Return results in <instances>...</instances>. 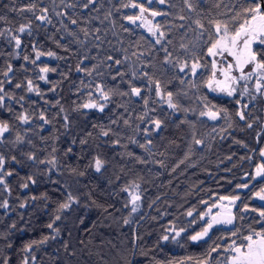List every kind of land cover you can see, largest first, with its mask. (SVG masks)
<instances>
[{"label": "trees", "instance_id": "16d2710c", "mask_svg": "<svg viewBox=\"0 0 264 264\" xmlns=\"http://www.w3.org/2000/svg\"><path fill=\"white\" fill-rule=\"evenodd\" d=\"M30 2L49 8L48 0H0V15L8 18L7 22L0 21V30H15L21 23H28L29 18L32 22V35L21 36L19 58L11 55L14 48L8 34L0 37V80L6 81L2 73L9 63L13 65L9 73L11 83L4 84L6 93L13 99H6L5 107L0 108V122L9 123L11 129L0 137L4 141L0 143V155L7 161L5 171L12 172L11 176L3 177L9 190L5 191L4 185H0V203L4 200L9 203L8 209L0 207V264L5 258L9 264H22L26 256L24 247L45 237H49L46 243H37L32 248L29 264H126L132 256L133 227L158 197L159 201L137 225L132 264H197L204 259H209L210 264L218 261L224 264L229 254L223 248L234 241L244 243V235L261 228L257 213L242 211L244 205L264 208L253 196L264 187V178L250 179L256 166L264 164L259 155L264 145V128L261 131L264 101L249 105L247 111L251 115H246V120L253 123L249 129L236 116L239 106L235 101L239 97L217 96L209 93L205 86L211 75L210 59L205 55L209 33L215 35V21L228 22L230 30L242 23V19L232 20L236 12L241 11L242 0H189L191 11L184 0H166L161 7H148L145 2H139L167 13L156 21L166 33L160 45L144 31L145 27L124 18L135 14V9L122 7L128 0H98L99 11L82 10L79 6L58 8L66 12L69 19L64 21L65 25L84 41L83 44L62 31V17L56 20L50 15L52 24L40 25L31 13L11 11L12 7L20 8ZM67 2L76 3V0ZM55 3L59 5L60 0ZM109 12L114 32L102 24ZM179 16L186 19L180 20ZM71 19H76L77 24L72 25ZM197 20L204 25L203 30L196 26ZM181 24L184 27H178ZM83 28L89 30L88 37L83 35ZM94 36H99L100 40ZM181 43L188 45L192 55L180 49ZM33 44L44 53H56V57L43 56L36 64L26 63L24 55L35 59ZM164 48L172 53L173 59H187L190 64L192 56L197 55L201 63L207 62V65L200 68L195 77L187 70L180 73L163 63ZM256 49L264 52V47ZM108 55L119 59L121 64L107 60ZM81 60V68L90 70L91 75L76 71ZM45 65L56 71H50L48 83L43 84L39 68ZM94 65L98 67L93 69ZM133 69L137 70L134 80ZM118 72L125 75H116ZM143 73L159 79L165 93H173V100L179 105L177 110L168 109L157 100L154 85ZM28 79L33 81L40 95L27 91ZM129 80L141 88L142 98L120 95L129 91ZM17 83L22 87L16 88ZM97 84L105 91L111 90L110 99L104 101L103 112L82 107L87 102L100 100L96 94ZM144 98L149 101L147 108ZM206 103L227 110L228 119L223 118V112L215 122L201 116L202 111L208 110ZM146 111L147 116L142 121L140 117ZM22 112L30 117L29 124H21L16 119ZM42 112L48 124L39 119ZM154 118L162 121L156 131H152ZM125 120L129 121L127 125ZM146 128L149 135H145ZM102 131H108L109 135H101ZM17 134L24 137V143H14ZM194 137L203 143L196 145ZM82 140L86 143L82 144ZM140 144L145 147L141 148ZM28 153L35 155L34 161L28 159ZM95 158L103 161L100 172L95 171ZM53 159L54 165L47 163ZM30 176L35 183L28 180ZM25 183L27 188L22 187ZM244 183H248L249 188L237 187ZM134 185H139L141 197V210L136 215L131 212L128 194L123 190ZM69 195L77 203L67 211H58ZM232 196L240 197L233 209L232 225L214 227L205 240L192 242L188 237L201 231L205 223L200 215L220 197ZM189 210L193 212L191 217L187 215ZM57 215L61 216L60 220H55ZM124 219L130 223L125 225ZM53 221L58 233L47 227ZM173 229L185 231L176 240L163 241L162 236L174 235ZM234 231H238L236 236L232 235ZM53 236L56 238L52 239ZM65 244L74 255H68ZM216 245L220 247L209 258L208 252Z\"/></svg>", "mask_w": 264, "mask_h": 264}, {"label": "snow or ice", "instance_id": "6c2138e0", "mask_svg": "<svg viewBox=\"0 0 264 264\" xmlns=\"http://www.w3.org/2000/svg\"><path fill=\"white\" fill-rule=\"evenodd\" d=\"M155 2L163 5L166 3V0H155ZM186 6L188 7L189 11L192 10V6L189 3V0H184ZM98 3V0H83L81 3L80 0H76V3H68L66 0H60V4L57 5L55 3V0H53V7L51 9L52 13H54L57 17H62L60 24L61 27L68 33L69 36H73L76 39L77 43L83 44L84 41L79 40L78 37H76L75 32L69 30L67 26L65 25L64 21L69 19L65 11H57L58 8L61 6L63 9H69V8H76L79 6L82 10H89L90 8L99 11L98 8H96V5ZM153 0H148V4H152ZM122 7L124 8H133V9H139V14L129 15L124 17L129 23L136 24V22L142 21L141 27H146L149 35H151L155 43L157 45H160L161 42L165 39L166 33L161 30V25L151 24L150 21H147L144 19V13H148L151 17L155 18L160 15H167L165 12L157 11L150 9L148 7H145L142 3L136 2V0H128V3L123 4ZM219 7V5H217ZM11 11L19 13H31L32 17L36 21L40 22V25L44 24H52V19L50 18V10L48 7L37 6L36 3L30 2L28 5L15 8L12 7ZM39 13V14H37ZM111 16V13L105 14V19H109ZM7 17L0 15V21L7 22ZM178 19L185 20L186 18L184 16H179ZM242 19V23H238L234 30H230L228 22H221V21H215L213 26L215 28V35L213 36L211 33H209L207 43V50L205 55L208 57H211V75L206 81L205 86L210 91L220 92L224 93L229 97H234L237 95V87L236 85H239L241 81L244 83L241 85L242 91L239 92V96L242 99L245 95H247L250 98V101H257V98L264 100V52L255 49L254 45H264V0H242L241 4V11L236 12V14L232 17L233 21H239ZM196 26L203 30L204 25L200 23L199 20L195 21ZM71 24L76 25L77 20L71 19ZM39 27V25L37 26ZM178 27H184L183 24L179 25ZM57 31H60L58 28ZM83 32V35L85 37L89 36V30L87 28L81 29ZM96 32H99L100 29H96ZM8 34V39L10 43L13 44V53L11 54L13 58H19L18 50L22 46V39L21 36L25 33H27L29 36L32 35V22L29 18L28 23H21L18 28L15 30L11 28H7L4 30H0V37L5 36V34ZM96 40H100L99 36H94ZM63 39V37H61ZM171 43V41H169ZM57 44L59 42L57 41ZM195 46H193L194 48ZM180 49L184 52H188L190 55H192V50L189 49L188 45L181 43ZM68 49L65 48V51ZM32 51L35 53V59H31L28 55L23 56V60L27 62H31L32 64H36L38 60L41 59L42 56H47L50 58H55L56 53L52 51H48L47 53H44L40 50H38L37 46L33 44ZM165 51V58L163 63L170 65L173 69H178L180 73L186 72V70L190 73L191 76L195 77L197 75V72L200 68L206 67L207 62L201 63V59L198 58L197 55L192 56L191 63L189 64V61L187 59L180 60L179 57L176 59L172 58V53L168 51L167 48H164ZM142 55V54H141ZM231 57L232 60L228 62H224L222 59L221 61H217L216 57ZM109 61H114L116 65H120L121 61L119 59H114L111 55H108L106 57ZM83 61L81 60L79 64H77L76 71H85L88 75H91L92 72L88 69H82L81 64ZM23 67V65L21 66ZM98 65H94L93 69L97 68ZM248 69V71H245V69ZM13 71V65L9 63L7 65V70L2 73V75L6 78L5 80H0V108L5 107V100H11L13 97L11 95H8L5 91L4 84L5 82L11 83V79L9 78V73ZM54 72L56 69L49 68L48 66H43L39 68V79L41 81H44L45 83H48L46 74L49 72ZM238 72L239 76L235 75L234 73ZM219 74V75H218ZM116 75L124 76L125 73L118 72ZM116 75H113V79H116ZM144 76H146L149 80V83L151 85H154L155 88V94L156 96L161 100H166L167 106L169 109L177 110L179 108V105L174 102L173 100V93L172 92H164L162 89V84L159 79H154L152 76L148 75V73H143ZM131 77L132 80L137 78V70L133 69L131 71ZM219 77H223V79H220ZM253 81L254 83L249 85V82ZM129 85V91L128 92H121L120 95L122 96H132V97H141V88L134 85L131 80L128 82ZM181 83H186V81L181 80ZM16 88H21L22 85L17 83L15 85ZM195 87V85H193ZM27 91L33 92L35 91L37 95H40V92L38 89L34 88L33 81L31 79L27 80ZM96 94L99 96L100 99L107 101L110 99L111 90L105 91L104 87L101 84L96 85ZM89 95H92L91 93ZM21 100L24 99V97L20 98ZM241 99H237L235 102L239 106L236 116L239 117L240 121H244L247 128L251 129L253 127L252 122H248L246 120V115H251V112H248L249 105L248 104H242ZM47 102V101H46ZM58 103V101H57ZM148 99L144 98V105L147 108L148 106ZM55 106V105H54ZM85 109H92L95 108L100 112L104 111V108L106 107L105 104H99L95 101H91L89 103H85L82 105ZM206 107L208 110L202 111L200 113L201 116H207L210 120H217L220 117V113L223 112L224 116L223 118L228 119L227 110L216 108L215 105H208L206 103ZM63 111V109H61ZM185 111H187L185 109ZM147 116V111L144 113V116H141L140 119L143 121L144 117ZM16 119L21 124H29L30 117L22 112L20 113ZM39 119L44 122V124H48L49 120L45 117L44 113L42 112L39 116ZM65 127H67L68 119L67 116L64 117ZM116 121H113L115 123ZM124 123L127 125L129 123L128 120H125ZM183 123V121H182ZM152 124L154 125V128L152 131L159 130L162 126V121L159 119H153ZM229 127H231V124H229ZM262 128H264V125H261ZM10 125L7 122H0V137H4L6 133L10 132ZM145 135H149V129H144ZM101 135L108 136V131H102ZM259 135V133H258ZM194 143L196 145H200L203 143L202 140L196 139L195 137ZM3 140H0V143H3ZM24 137L17 134L15 137L14 143L16 144H22L24 143ZM30 143V141H29ZM81 143H86V141H81ZM114 143L118 144L119 141H114ZM132 143H137V141L132 140ZM149 144L151 141L148 142ZM236 143H240L242 147H246L241 141H236ZM141 148H144V144L139 145ZM55 150V149H54ZM71 151V149H69ZM131 155V154H130ZM260 156L264 157V149L260 150ZM16 157L13 156L12 160L15 161ZM28 159L29 160H35V155L32 153H28ZM187 159V156L185 157ZM228 159H231V157H228ZM241 159H244L243 157ZM248 159H251L249 157ZM6 159L3 155H0V185H4V190L8 191V185L6 184L5 179L3 178L5 175L11 176V171H5V164ZM143 163L144 161H140ZM40 163H46V161H40ZM47 163L55 164V160L47 161ZM180 163H184V161H180ZM179 165H177L178 167ZM103 167V161L99 158L94 159V168L96 172H100ZM175 171V169H173ZM80 175H83V173H80ZM248 175V174H246ZM264 178V164L257 165L255 174L250 176L251 180H256L257 178ZM28 180L32 183H35L33 178L30 176L28 177ZM23 188H27L28 184L25 183L22 185ZM130 187L139 188V185H134ZM238 188L246 189L249 188L248 183L239 184L237 185ZM124 191L128 192L129 188L126 187L123 189ZM254 198L264 201V187H261L259 191L253 193ZM141 197L139 194H131V212H136L138 210ZM239 196H232V197H220V200H227L228 204L230 206H234L236 204V201L239 200ZM77 203V200L72 197L71 195L68 196V201L65 203H62L59 207L60 212L67 211L71 208L72 204ZM25 205L22 203L20 205L21 208H23ZM214 207H221V205H213ZM0 207L4 209H8L9 203L7 200H4L2 203H0ZM242 211L244 212H256L259 216L260 220L258 221L261 224L260 230H250L249 234L244 235L242 237L244 243L237 244L235 241L230 244L228 247L223 248V251L225 253H228L225 257L224 264H264V208L256 209V208H250L247 204L244 205ZM211 212V208H209V213ZM188 216H192L193 212L189 210L187 212ZM243 218V217H241ZM61 216L57 215L55 217V220H60ZM235 217L232 215L231 207L227 208V211L220 212L215 215H211L209 217L208 213H203L200 215V220L204 221V226L202 227V230L199 232H196L193 235H190L188 238L192 242H198L200 240H203L209 233V231L216 225H231L234 221ZM124 224L127 225L130 223L128 219H124ZM54 223H49L47 227L51 229L53 232L58 233L59 229L54 228ZM12 227H15V224L12 225ZM185 231V229L175 230L173 229L174 235H164L162 236L163 241H168L169 239L176 240L177 237L181 236V233ZM238 234V231H234L232 233L233 236H236ZM52 239H55L56 237H51ZM49 237H45L44 240H41L39 242H32L28 245H26L23 249L26 256L22 261V264H29L28 256L31 255V250L37 243L44 244L47 242ZM11 247V245H8ZM65 250L68 252V255H74L75 253L68 251V245L65 244ZM219 245L213 246L210 251L208 252V257L211 258L212 253L216 252L219 248ZM146 254V253H145ZM32 260L35 261V257L32 256ZM2 264H9V261L7 258H5L2 261ZM126 264H132V260H126ZM180 264H183V262H180ZM197 264H210L209 259L200 260L197 262ZM219 264V261L217 262Z\"/></svg>", "mask_w": 264, "mask_h": 264}, {"label": "rangeland", "instance_id": "374dc122", "mask_svg": "<svg viewBox=\"0 0 264 264\" xmlns=\"http://www.w3.org/2000/svg\"><path fill=\"white\" fill-rule=\"evenodd\" d=\"M68 1V0H67ZM66 1V2H67ZM137 2H145L146 3V5L148 6V7H150L151 5H159V7H161L162 5L161 4H159V3H157V2H155V0H153V3L152 4H148V0H138ZM48 5H49V10H50V15L51 16H53L56 20H60V17H57L54 13H52V11H51V9H52V7H53V0H48ZM58 11V10H57ZM135 14H139V9H135ZM144 16H146L147 18H149L150 19V22H151V24H153V25H156V21L159 19V17L161 16H157V17H155V18H153V17H151L148 13H144L143 14ZM145 18V17H144ZM141 23H142V21H137L136 22V24H137V26H140L141 25ZM102 24H104L105 26H107L109 29H110V32L111 31H113L114 32V30L113 29H115L114 28V23H113V21L111 20V17L109 18V19H103L102 20ZM214 30H215V28H214ZM62 31L65 33L66 31L64 30V29H62ZM144 31L147 33V34H149L148 33V31H147V29L145 28L144 29ZM258 46H260V47H264V45H254L253 47L256 49V47H258ZM41 59H44L43 58V56L41 57ZM40 59V60H41ZM47 59H53V58H47ZM209 59H210V61H211V57H209ZM216 59H217V61L219 62V61H221L222 59L224 60V62H228V61H231L232 60V58L231 57H225V58H221V57H216ZM199 71V70H198ZM245 71H248V69L246 68L245 69ZM235 75H237V76H239V73L238 72H236V73H234ZM219 75V74H218ZM48 76H49V73H47L46 74V77H47V79H48ZM220 79H223V77H219ZM41 81V80H40ZM41 83H43V84H45V82L44 81H41ZM244 82L243 81H241L240 82V84L239 85H236V87H237V95L236 96H234L235 98L236 97H239L240 98V96H239V92L240 91H242L243 89H242V87H241V85L243 84ZM254 82L253 81H250L249 82V85H250V87H251V85L253 84ZM208 89V88H207ZM208 91H209V93H211V94H214V95H217V96H223V97H228V98H234V97H229V96H227L226 94H224V93H220V92H215V91H210L209 89H208ZM155 96H156V94H155ZM157 97V96H156ZM135 98H137V97H135ZM259 98V97H258ZM257 98V101L259 100V101H261V99L259 98L258 99ZM241 99V98H240ZM157 100H159L161 103H162V105L163 106H165V107H167L168 108V106H167V103H166V100H161V99H159L158 97H157ZM256 101V102H257ZM258 101V102H259ZM264 101V100H263ZM252 102H254V101H250V98L247 96V95H245L242 99H241V103L242 104H248V105H250V104H252ZM87 103H89V102H87ZM98 103L99 104H105L104 103V100H102V99H100L99 101H98ZM92 109H95V108H92ZM169 109V108H168ZM262 109H263V112H264V103H262ZM87 110H89V109H87ZM172 110V109H171ZM206 119H208V117L207 116H204ZM209 121H212V122H215V121H213V120H210V119H208ZM262 123H263V121H262ZM262 123H261V125H262ZM262 130H263V128H262ZM262 149H264V145H263V147H262ZM259 155H260V152H259ZM260 158L263 160V162H264V157H261L260 156ZM257 167V166H256ZM255 170H256V168H255ZM255 174V171L253 172V175ZM259 179H261V178H257L256 180H259ZM127 194H128V197H129V204H130V207H131V203H130V201H131V194H139V191H138V189L137 188H135V187H130L129 188V191L127 192ZM258 203H260V204H264V201H260V200H258V199H256V198H254ZM236 203H237V201H236ZM138 204H139V207H138V210L136 211V212H132L133 214H139V212H140V210H141V202L139 201L138 202ZM213 205H221V207H214ZM212 206H209L208 208H207V210H206V212L205 213H208L209 214V217L211 216V215H215V214H217V213H220V212H225V211H227V208L228 207H231V212H232V215H233V209H234V207H235V205L234 206H230L229 204H228V201L227 200H223V201H221L220 199H218L214 204H213ZM209 208H211V212L209 213ZM232 225V224H231ZM231 225H223V224H221V225H216V226H214V227H219V226H223V227H229V226H231ZM213 227V228H214ZM212 228V229H213ZM211 229V230H212ZM211 230L209 231V233H208V235L210 234V232H211ZM208 235L203 239V240H205L207 237H208ZM200 241H202V240H200ZM199 242V241H198Z\"/></svg>", "mask_w": 264, "mask_h": 264}, {"label": "water", "instance_id": "95a60500", "mask_svg": "<svg viewBox=\"0 0 264 264\" xmlns=\"http://www.w3.org/2000/svg\"><path fill=\"white\" fill-rule=\"evenodd\" d=\"M145 18V20H147V21H150V19L149 18H147L146 16H144ZM263 114H264V112H263ZM262 125H264V120H263V123H262ZM261 131H262V129H261ZM260 131V132H261ZM259 132V133H260ZM257 138H258V134L256 135V137H255V140L257 141ZM159 199H160V197H158L149 207H148V209H147V211H146V213H145V215L141 218V219H139V221L134 225V227H133V249H132V256H131V260H132V262H133V256H134V252H135V249H136V243H137V240H136V228H137V225L140 223V222H142L144 219H145V217L149 214V212H150V210L152 209V207L156 204V202H158L159 201Z\"/></svg>", "mask_w": 264, "mask_h": 264}, {"label": "crops", "instance_id": "0c3cea01", "mask_svg": "<svg viewBox=\"0 0 264 264\" xmlns=\"http://www.w3.org/2000/svg\"><path fill=\"white\" fill-rule=\"evenodd\" d=\"M254 171H255V169H254Z\"/></svg>", "mask_w": 264, "mask_h": 264}, {"label": "flooded vegetation", "instance_id": "af4514ba", "mask_svg": "<svg viewBox=\"0 0 264 264\" xmlns=\"http://www.w3.org/2000/svg\"><path fill=\"white\" fill-rule=\"evenodd\" d=\"M146 28V27H145Z\"/></svg>", "mask_w": 264, "mask_h": 264}]
</instances>
